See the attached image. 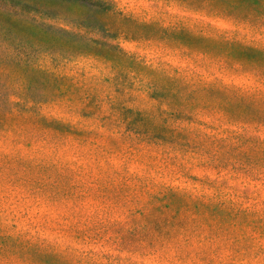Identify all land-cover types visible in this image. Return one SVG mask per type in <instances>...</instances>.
Segmentation results:
<instances>
[{
	"label": "rangeland",
	"instance_id": "1",
	"mask_svg": "<svg viewBox=\"0 0 264 264\" xmlns=\"http://www.w3.org/2000/svg\"><path fill=\"white\" fill-rule=\"evenodd\" d=\"M231 2L0 0L5 233L68 264H264V67L230 49L264 52V2Z\"/></svg>",
	"mask_w": 264,
	"mask_h": 264
},
{
	"label": "trees",
	"instance_id": "2",
	"mask_svg": "<svg viewBox=\"0 0 264 264\" xmlns=\"http://www.w3.org/2000/svg\"><path fill=\"white\" fill-rule=\"evenodd\" d=\"M264 2V0H262ZM234 5H240V0H232ZM234 11V10H233ZM236 13V12H235ZM198 41L199 39H193ZM232 56L238 57L244 61L253 63L256 66L264 67V52L261 49L252 48V47H242V46H234V44L230 45ZM46 124H49L51 128L47 130L62 132L72 131L75 127L69 124H66L61 121L57 120H49L46 118H42ZM149 121V120H147ZM137 126L136 129L145 133L146 138L153 140L156 139L162 144L167 142L176 141V142H183L185 138H180L174 130H171V127L167 124H152L147 122H137L135 124ZM52 126H55L54 128ZM60 127L61 130H59ZM78 130V129H77ZM158 133V134H157ZM81 135V133H79ZM83 137L86 138L87 136L91 135L89 130L82 131ZM158 135V136H157ZM167 139H173L172 141H167ZM166 140V141H165ZM178 144V143H177ZM0 156V170L4 169V164L8 163L3 162ZM3 166V167H2ZM11 172L15 175L21 174L22 177L30 179L31 186H34V189L40 191L42 186L46 188L53 189V193L61 192V184L58 185H48L46 186V182L43 181V178L39 180L37 177L44 176L45 172L48 168H52L50 166H46L44 164H37L34 161H28V159L22 158L20 156H16L13 160V164L10 166ZM33 174H31V172ZM32 175V178L29 176ZM34 175V176H33ZM18 176V175H17ZM34 177V178H33ZM44 192V191H43ZM1 227V226H0ZM0 239H1V252H10L11 254H19L25 257H30L31 260L35 259L36 262L41 264H68V259L65 258L61 252L56 250H51L49 248H44L38 244H34L30 242L27 238L23 237L21 234H13V233H5L2 227L0 228Z\"/></svg>",
	"mask_w": 264,
	"mask_h": 264
}]
</instances>
